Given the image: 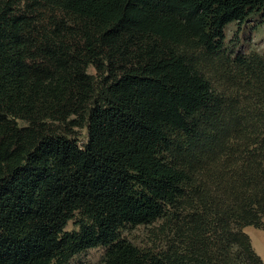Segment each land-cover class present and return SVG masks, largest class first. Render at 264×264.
Here are the masks:
<instances>
[{"label":"trees","instance_id":"obj_1","mask_svg":"<svg viewBox=\"0 0 264 264\" xmlns=\"http://www.w3.org/2000/svg\"><path fill=\"white\" fill-rule=\"evenodd\" d=\"M254 15L264 0H0V264H264L243 231L264 219V56L224 63L230 91L206 72ZM155 222L159 250L121 236Z\"/></svg>","mask_w":264,"mask_h":264},{"label":"rangeland","instance_id":"obj_2","mask_svg":"<svg viewBox=\"0 0 264 264\" xmlns=\"http://www.w3.org/2000/svg\"><path fill=\"white\" fill-rule=\"evenodd\" d=\"M258 54L264 56V20L258 15L248 17L245 22L239 24L232 22L224 28L223 52L220 56H214V62H218V69L209 67L213 73H207V78L213 86L218 90H231L227 87V78L224 75L225 62L234 58L236 55ZM231 61V60H230ZM229 63V62H228ZM227 63V66H228ZM88 72L94 74L93 68H89ZM225 88V89H224ZM229 88V89H228ZM79 136L85 141V130L80 131ZM160 222H155L148 225L127 226L121 232V236L140 248H149L159 250L164 246L165 237L160 233ZM76 229L72 222L66 226V230ZM243 231L248 235L252 249L260 257L264 263V219L260 228L247 226ZM104 253V248L96 247L88 249L77 255L72 261L73 264H98Z\"/></svg>","mask_w":264,"mask_h":264}]
</instances>
